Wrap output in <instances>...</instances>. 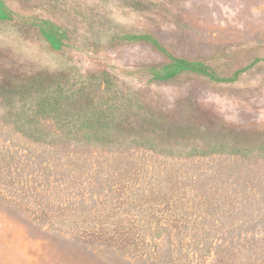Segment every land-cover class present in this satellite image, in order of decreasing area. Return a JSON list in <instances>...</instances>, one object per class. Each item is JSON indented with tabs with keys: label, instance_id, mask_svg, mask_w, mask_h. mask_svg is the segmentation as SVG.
Here are the masks:
<instances>
[{
	"label": "rangeland",
	"instance_id": "1",
	"mask_svg": "<svg viewBox=\"0 0 264 264\" xmlns=\"http://www.w3.org/2000/svg\"><path fill=\"white\" fill-rule=\"evenodd\" d=\"M0 264H264V0H0Z\"/></svg>",
	"mask_w": 264,
	"mask_h": 264
}]
</instances>
